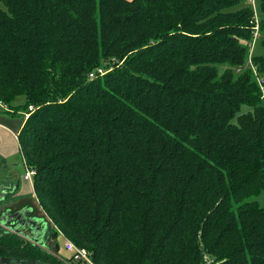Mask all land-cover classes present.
<instances>
[{
    "label": "trees",
    "instance_id": "obj_1",
    "mask_svg": "<svg viewBox=\"0 0 264 264\" xmlns=\"http://www.w3.org/2000/svg\"><path fill=\"white\" fill-rule=\"evenodd\" d=\"M245 2L0 0V113H23L55 225L46 248L0 225V264H81L59 231L94 264H264V0L255 71Z\"/></svg>",
    "mask_w": 264,
    "mask_h": 264
},
{
    "label": "crops",
    "instance_id": "obj_2",
    "mask_svg": "<svg viewBox=\"0 0 264 264\" xmlns=\"http://www.w3.org/2000/svg\"><path fill=\"white\" fill-rule=\"evenodd\" d=\"M21 101L17 102L18 104H14L15 106L22 105L19 104ZM2 109V108H1ZM4 110V109H2ZM8 111V110H4ZM21 115L23 113L16 112V113H0V155L6 160V167L0 168V188L5 187V192H7L3 200V203L0 204L2 207L5 203L11 201V199H14L15 202H25V200L29 199L26 197L28 193L25 192V190H30L35 195V192L33 190V183L24 181L23 183L24 187L21 188L19 191L18 189L21 187V181H18L19 184L16 185V178L13 177L12 169H16L20 166L24 167V163L22 160V153L19 145V132L21 131L23 125H24V116L21 118ZM19 154L20 156V162L19 159L17 162H15L13 159L17 157ZM12 165V168H10ZM28 183V184H27ZM15 193V194H14ZM18 195V196H16ZM9 196V199H7ZM14 197V198H12ZM43 220V219H42ZM46 222L45 220H43ZM48 224V223H47ZM48 226L44 229H48ZM4 229L8 232L10 230L8 228ZM47 231V230H46ZM46 231H42L37 233L38 239L45 241V233ZM35 238V237H34ZM32 241L33 238L31 237ZM44 247H47L44 245ZM2 264H36L32 262H24V261H18V260H4L2 261Z\"/></svg>",
    "mask_w": 264,
    "mask_h": 264
},
{
    "label": "rangeland",
    "instance_id": "obj_3",
    "mask_svg": "<svg viewBox=\"0 0 264 264\" xmlns=\"http://www.w3.org/2000/svg\"><path fill=\"white\" fill-rule=\"evenodd\" d=\"M251 2L249 1V0H247V2H245V3H243L242 4V6H251L252 4H250ZM252 7H253V5H252ZM0 8H3V5L0 3ZM257 9L259 10L260 9V0H257ZM257 45H258V43H257ZM259 46V45H258ZM257 47V46H256ZM257 49H258V47H257ZM256 49V50H257ZM256 50H255V52H256ZM254 52V53H255ZM19 101H21L19 104H24L25 103V101H26V98H25V96H22V97H19V98H17V100H16V102H15V104H18L17 102H19ZM2 109H4V110H8L7 109V107H5L4 105H1L0 106ZM27 115V114H26ZM27 118V117H26ZM18 159H19V161H18ZM15 162H20V156H19V154L17 155V157H15L14 159H13ZM22 160H23V158H22ZM24 163V162H23ZM20 164H21V162H20ZM22 165V164H21ZM11 167L10 168H12V165H10ZM26 166H25V163H24V167L23 166H20V167H18V168H16V169H12V174H13V177H15L16 178V185H18L19 184V182L18 181H21V187L18 189V191L21 189V188H23L24 187V185H23V183H25L24 181H28V180H26L25 178H24V175H25V173H26ZM28 182H31V181H28ZM32 182H33V180H32ZM31 182V183H32ZM28 184V183H27ZM25 192L26 193H28L27 195H26V197H28L29 199H27V200H25V202L23 201V202H15L14 201V199H11V201L10 202H8L7 204L5 203L2 207L0 206V208L2 209H4V208H10L11 210H13V211H20V210H26L27 208H32L33 209V213H32V215H31V217L30 218H37V219H43V220H45L48 224H49V230H50V228L51 227H55V225H54V223H53V221L51 220H48V218H47V215H46V213L44 212V210H43V208H42V206H40L39 205V202H38V199L36 198V196L33 194V192H31L30 190H25ZM15 194V193H14ZM16 196H18V195H16ZM12 198H14V197H12ZM7 199H9V197L7 198ZM250 201H257L262 207H264V192L259 196V197H257V198H253L252 200H250ZM53 225V226H52ZM28 229V228H27ZM26 229V232L27 231H29L30 232V230L28 229L27 230ZM28 233V232H27ZM58 233H60V236L62 237V238H65V236H64V234L63 233H61L60 231L58 232ZM61 237H59L58 238V245H59V248H60V250L58 251V253H57V255H58V257L61 259V260H63V261H67V260H69L70 259V257H71V253H69L67 250H66V248H64V240L61 238ZM66 239V238H65ZM51 242L49 241V244H50ZM40 247H43V248H46V247H44V246H40ZM50 249V248H49Z\"/></svg>",
    "mask_w": 264,
    "mask_h": 264
},
{
    "label": "water",
    "instance_id": "obj_4",
    "mask_svg": "<svg viewBox=\"0 0 264 264\" xmlns=\"http://www.w3.org/2000/svg\"><path fill=\"white\" fill-rule=\"evenodd\" d=\"M4 190L5 187L0 188V202H3L5 198L4 195L7 194ZM29 212H33V209L30 208L28 210L13 211L10 208H0V225L8 228L11 233L13 232L23 237L27 236L24 231L26 232V229L28 228L31 231V234L35 237L33 241L39 244V246H44L43 241H39L40 239H38L37 233L41 232V230L44 231V228H46L48 224L42 219L26 217ZM57 248L59 251V245H57Z\"/></svg>",
    "mask_w": 264,
    "mask_h": 264
},
{
    "label": "built area",
    "instance_id": "obj_5",
    "mask_svg": "<svg viewBox=\"0 0 264 264\" xmlns=\"http://www.w3.org/2000/svg\"><path fill=\"white\" fill-rule=\"evenodd\" d=\"M251 4L253 5V10H254V14H255V22L253 24V30H252V40L250 41V53H249V65H251V67L253 68V70L255 71V67L253 66V62H252V55L255 52V48L257 46L258 40L261 37V28H260V23H259V17L257 14V8H256V0H250ZM97 74L99 75H104V72L99 69ZM258 82L261 85L262 90L264 91V78L260 79V77L258 78ZM35 111V108L33 106L30 107V113H33ZM26 117H29V114L26 115ZM25 163V162H24ZM26 173L24 175V178L28 181L33 180V175L34 172L32 170H30L26 163ZM64 248H66V250L71 253V257L74 258V261L80 262L81 264H94L93 261H91V254L87 251V249H82L77 247L72 241L64 239Z\"/></svg>",
    "mask_w": 264,
    "mask_h": 264
},
{
    "label": "flooded vegetation",
    "instance_id": "obj_6",
    "mask_svg": "<svg viewBox=\"0 0 264 264\" xmlns=\"http://www.w3.org/2000/svg\"><path fill=\"white\" fill-rule=\"evenodd\" d=\"M28 209H30V208H27V210H28ZM32 213H33V212H29V214H27L26 217H31ZM46 230H47V229H45V231H46ZM12 233H13V232H12ZM32 235H33V234H32ZM33 236H34V235H33ZM33 236H30V237H29V235H27V237L25 236V238H29V239L32 241L31 237L33 238ZM36 244H37V243H36ZM3 261H4V260H3Z\"/></svg>",
    "mask_w": 264,
    "mask_h": 264
}]
</instances>
